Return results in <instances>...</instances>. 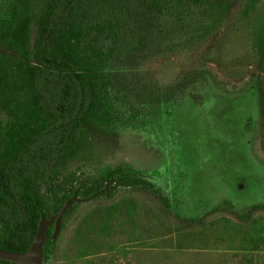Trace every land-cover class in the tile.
I'll return each instance as SVG.
<instances>
[{
  "label": "rangeland",
  "instance_id": "obj_1",
  "mask_svg": "<svg viewBox=\"0 0 264 264\" xmlns=\"http://www.w3.org/2000/svg\"><path fill=\"white\" fill-rule=\"evenodd\" d=\"M42 1L0 0V30ZM132 3L112 38L76 10L94 105L35 178L49 209L106 179L111 195L72 206L43 264H264V0ZM19 49L0 42V143L38 103Z\"/></svg>",
  "mask_w": 264,
  "mask_h": 264
},
{
  "label": "trees",
  "instance_id": "obj_2",
  "mask_svg": "<svg viewBox=\"0 0 264 264\" xmlns=\"http://www.w3.org/2000/svg\"><path fill=\"white\" fill-rule=\"evenodd\" d=\"M132 1L134 0H43L37 13L31 9L23 18L3 22L0 42L11 48H20L19 52L29 59L30 64L20 62L17 69L20 73L24 67L28 68V90L35 94L38 103L36 102L34 115H27L29 126L16 136H11L8 141L0 143V218L3 226L0 249L26 252L36 234L40 215L43 213L48 218L58 212L63 204L54 209L46 206L38 191L35 175L45 169V164L57 161L74 126L94 105L91 98L92 76L77 70L76 54L72 50L73 38L78 39L75 34L76 10L81 6H91L92 10L98 12L95 36L101 35L100 25L104 24L109 32L106 37L112 38L111 34L115 33L117 27L111 21L119 22L120 13L132 7ZM138 1L146 9L161 7L165 10L177 0ZM103 18L106 23L102 21ZM106 51H99L103 64L109 61L113 46ZM262 51L264 60V48ZM104 84L107 86V83ZM260 91L264 98L262 89ZM107 181L109 180L98 181L73 192L76 191L83 200L110 196L111 190L105 184ZM135 182L146 185L139 179ZM71 195L72 193L65 195L64 201ZM237 218L248 221L245 216L239 215ZM179 221L194 226L199 219L179 218ZM51 230L50 226L44 246V262L47 260L49 247L54 242L50 238ZM0 264L15 263L0 260Z\"/></svg>",
  "mask_w": 264,
  "mask_h": 264
},
{
  "label": "water",
  "instance_id": "obj_3",
  "mask_svg": "<svg viewBox=\"0 0 264 264\" xmlns=\"http://www.w3.org/2000/svg\"><path fill=\"white\" fill-rule=\"evenodd\" d=\"M1 189V182H0ZM102 192H99V194ZM91 198L83 200L72 196L65 200L61 205L58 212L50 217H46L43 213L40 215V219L37 226V231L29 249L24 253L10 252L0 249V260L8 261L15 264H43L44 263V246L47 239L48 228L54 224L53 232L50 236L54 241L60 232V223L67 210L74 204L80 202H87Z\"/></svg>",
  "mask_w": 264,
  "mask_h": 264
},
{
  "label": "flooded vegetation",
  "instance_id": "obj_4",
  "mask_svg": "<svg viewBox=\"0 0 264 264\" xmlns=\"http://www.w3.org/2000/svg\"><path fill=\"white\" fill-rule=\"evenodd\" d=\"M71 197H72V196H71ZM77 198H78V197H77ZM80 203H83V202H80ZM74 204H75V203H74ZM74 204H73V205H74ZM73 205H72V206H73ZM72 206H71V207H72ZM62 219H63V218H62ZM61 221H62V220H61ZM60 224H61V223H60ZM51 227H52V230H51V231L53 232L54 224H52ZM52 232H51V234H52ZM51 234H50V236H51Z\"/></svg>",
  "mask_w": 264,
  "mask_h": 264
}]
</instances>
